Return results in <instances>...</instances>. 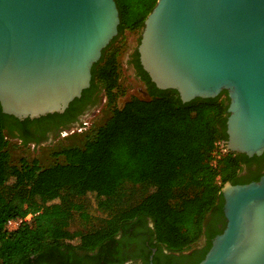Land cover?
Here are the masks:
<instances>
[{
	"label": "trees",
	"instance_id": "trees-1",
	"mask_svg": "<svg viewBox=\"0 0 264 264\" xmlns=\"http://www.w3.org/2000/svg\"><path fill=\"white\" fill-rule=\"evenodd\" d=\"M155 2L115 0L117 35L92 66L89 87L63 113L20 121L0 111V264H40L67 248L92 252L119 243L120 234L130 235L128 230L144 220L151 223L150 248L166 252L165 264H198L224 228L221 189L226 183H246L239 176L241 164L257 159L225 152L211 164L214 143L227 140L226 93L182 103L174 90H159L150 82L134 51L128 64L148 99L131 97L121 107L116 105L123 92L115 54L108 51L126 30L142 28ZM102 93L109 117L81 145L52 151L54 161L46 166L37 158L14 162L11 139L27 147L29 127L66 119L57 126L56 135L60 134L82 115L90 95L93 107ZM8 177L14 182L5 195ZM124 184L136 192L123 194ZM85 198L111 201L110 215L91 231L71 232L72 220L83 225L90 219ZM28 214L31 217L16 229H6L7 222ZM203 237L204 246L193 249ZM74 239L73 248L67 242Z\"/></svg>",
	"mask_w": 264,
	"mask_h": 264
},
{
	"label": "water",
	"instance_id": "water-1",
	"mask_svg": "<svg viewBox=\"0 0 264 264\" xmlns=\"http://www.w3.org/2000/svg\"><path fill=\"white\" fill-rule=\"evenodd\" d=\"M118 24L115 0H0L1 113H63ZM136 51L150 82L182 103L226 93L225 151L264 152V0H156ZM221 196L224 228L198 264H264V176Z\"/></svg>",
	"mask_w": 264,
	"mask_h": 264
},
{
	"label": "rangeland",
	"instance_id": "rangeland-1",
	"mask_svg": "<svg viewBox=\"0 0 264 264\" xmlns=\"http://www.w3.org/2000/svg\"><path fill=\"white\" fill-rule=\"evenodd\" d=\"M141 29L135 31L126 30L118 39L120 43L114 45L109 51L108 54H115L116 63L118 66V84L122 90V95H120L116 100V105L121 107L129 98L135 97L138 99H148L147 93L145 91L144 85L140 80L135 76L133 68L129 61V54L133 51L138 45ZM103 93L99 96L98 104L94 108H98V112L90 120L88 126L81 132H75L68 134L67 136H60L57 134L51 140V142L41 145L39 147H22L19 145L16 139L10 140V149L11 156L14 162H17L20 157H25L30 160L31 158H37L40 164L43 166L49 165L54 160L51 158L50 153L56 151L63 147H70L73 145H81V141H84V137L89 134V132L94 129L96 126L102 124L108 117L109 112L104 107L106 101H101L103 98ZM72 127V126H71ZM14 179L8 177L5 180L3 192L5 195L9 194L10 187ZM122 192L132 193L136 192L134 187H131L127 184L122 186ZM152 188L150 187V192ZM139 196H137L138 198ZM85 210L89 213L90 219L87 223L80 225L76 219L72 220L69 226L71 232H87L96 228L100 221L105 219L110 215V205L111 201L107 199H97V198H85L83 200ZM175 205L176 202H173ZM18 225L6 224V229L11 231L17 228ZM203 239V238H202ZM199 240L194 247L201 248L203 246V241Z\"/></svg>",
	"mask_w": 264,
	"mask_h": 264
},
{
	"label": "flooded vegetation",
	"instance_id": "flooded-vegetation-1",
	"mask_svg": "<svg viewBox=\"0 0 264 264\" xmlns=\"http://www.w3.org/2000/svg\"><path fill=\"white\" fill-rule=\"evenodd\" d=\"M135 50L131 51L129 55H132ZM137 52V51H136ZM93 95H90L89 99L84 105L82 115L71 124L72 126L78 124L81 119L89 113L95 106L91 107L90 101L93 100ZM98 104V103H97ZM67 120H59V123H65ZM58 123V122H57ZM58 123V124H59ZM54 122L44 123L40 125H33L29 127L28 138L31 140L28 145L37 148L41 145L51 142L52 138L56 136L57 126ZM15 139V138H13ZM20 142L19 139H16ZM248 159L257 158L249 163H242L241 170L239 173L240 177L246 179V183L257 182L260 177L264 176V152L256 157H247ZM239 183L238 185H241ZM139 227L135 230H128L130 235H119L117 238L120 240L119 243L110 246H101L96 248L92 252L75 249L77 241L71 240L67 242L68 245L74 249H64L60 255H55L54 260H45L40 264H150L154 262L157 264H165L166 258L164 256L165 251L157 252L156 249L150 248V227L151 223L149 220H144L138 224ZM222 224L217 225V228H221ZM203 246L205 244V238L203 237ZM193 249H198L194 247ZM190 252V251H189ZM175 264H184L182 261H175ZM153 264V263H152Z\"/></svg>",
	"mask_w": 264,
	"mask_h": 264
},
{
	"label": "built area",
	"instance_id": "built-area-1",
	"mask_svg": "<svg viewBox=\"0 0 264 264\" xmlns=\"http://www.w3.org/2000/svg\"><path fill=\"white\" fill-rule=\"evenodd\" d=\"M104 98V97H103ZM104 99H101L102 102H104ZM98 108H93L89 113H87L82 119L81 121L70 127L69 129L63 130L60 132V136L64 137L67 136L68 134H72L75 132H81L83 131L89 124L90 120L95 116V114L98 112ZM225 152V144L223 142L217 141L214 143V150L212 153V161L211 164L212 165H216L217 160H219V158L221 157V155H223ZM31 217L30 214H28L24 219H17V220H11L9 222H7L8 224H14V225H18L22 222V220H27Z\"/></svg>",
	"mask_w": 264,
	"mask_h": 264
}]
</instances>
